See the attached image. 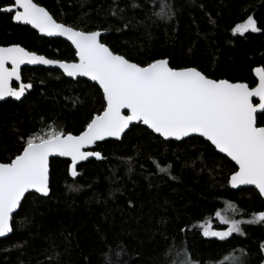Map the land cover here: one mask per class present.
Wrapping results in <instances>:
<instances>
[{"label": "trees", "instance_id": "obj_1", "mask_svg": "<svg viewBox=\"0 0 264 264\" xmlns=\"http://www.w3.org/2000/svg\"><path fill=\"white\" fill-rule=\"evenodd\" d=\"M34 2L57 22L105 31L102 42L133 62L167 58L173 67H197L211 78L252 87V70L264 66V0ZM162 4L170 8L164 17L157 15ZM249 15L262 31L234 35L232 28ZM15 44L49 59H76L68 43L42 38L0 13V46ZM22 77L33 84L30 91L19 102H0V162H10L28 135L48 125L78 135L102 110V92L89 81L40 68L23 69ZM94 150L103 159L80 164L76 177L68 160L50 161V193L26 195L12 234L0 240V264H232L226 257L264 264V223H242L244 235L223 240L202 234L205 221L214 231L228 229L218 211L239 221L264 211L255 189L230 188L236 168L208 142L163 140L139 124L121 141ZM153 161L168 166V174Z\"/></svg>", "mask_w": 264, "mask_h": 264}, {"label": "snow or ice", "instance_id": "obj_2", "mask_svg": "<svg viewBox=\"0 0 264 264\" xmlns=\"http://www.w3.org/2000/svg\"><path fill=\"white\" fill-rule=\"evenodd\" d=\"M0 12L47 36L66 38L77 58L49 59L18 44L0 46V100H20L33 87L23 82L22 65L56 66L68 77L89 78L102 91V110L91 116L78 135L48 125L47 130L28 135L22 151L10 162H0V237L13 231V213L26 194L49 195L50 157L70 158L69 172L76 177L78 162L89 157L103 159L101 152L86 148L107 137L120 139L134 122L164 140L203 137L234 161L236 169L229 178L233 188L254 185L264 196V126H258L264 117V66L252 70L257 78L252 87L246 82L211 78L197 67H173L167 58L144 64L133 62L102 42L99 29L86 31L57 22L34 0H9L0 6ZM169 12L168 5L162 4L157 15L164 17ZM249 31H262L251 15L232 28L234 35L243 36ZM14 81L18 87H13ZM153 162L159 172L168 174V166ZM228 207L236 210L231 202ZM216 216L228 224V229L214 231L205 221L200 225L203 236L223 240L233 233L244 235L242 223H264V211L253 213L246 221L227 219L219 211ZM240 252L243 254V250ZM225 259L240 264L238 257ZM185 264L195 262L189 259Z\"/></svg>", "mask_w": 264, "mask_h": 264}, {"label": "water", "instance_id": "obj_3", "mask_svg": "<svg viewBox=\"0 0 264 264\" xmlns=\"http://www.w3.org/2000/svg\"><path fill=\"white\" fill-rule=\"evenodd\" d=\"M0 13H2V14H8V13H4V12H0ZM50 14V13H49ZM11 15V14H10ZM13 21V20H12ZM13 23L14 24H17V25H21V26H25V27H28V28H30L31 30H33V31H35L36 33H38V35L40 36V37H42V38H50V39H59V40H62V41H64V42H66V43H68L71 47H72V49L74 50V52H75V49L73 48V46L71 45V42L70 41H67L66 40V38H64V37H59V36H47L46 34H43V33H40L38 30H36V29H34V28H32V26L31 25H26V24H22V23H18V22H14L13 21ZM107 33L105 32V31H101V39H102V37H104L105 35H106ZM11 46V45H10ZM77 59V58H76ZM27 68H40V69H45V70H54V71H58V72H60L66 79H68V80H71V81H77V80H86V81H89V82H91V83H93V84H96L94 81H91L89 78H87V77H76V78H71V77H68V76H66L64 73H63V71L61 70V69H59L58 67H56V66H45V65H22L21 66V71L23 70V69H27ZM253 76H254V78H255V80H256V82H257V78L255 77V74H254V72H253ZM13 85H16V87H18V83H16L15 81L13 82ZM97 85V84H96ZM14 87V86H13ZM97 87L99 88V86L97 85ZM30 91V89L28 90V92ZM102 92V91H101ZM27 93V92H26ZM26 93H25V95H26ZM24 97V96H23ZM23 97H21V99L20 100H16L15 98H13V97H6L5 99H3V100H0V102H5V101H8V100H12V101H14V102H19V101H21L22 100V98ZM254 102H258V98H254ZM141 125V126H143L144 128H146V129H148L145 125H143V124H141V123H139V122H134L132 125H130V128L132 127V126H136V125ZM150 132H151V130L150 129H148ZM128 132V130H126L125 131V133L124 134H122V137L120 138V139H116V138H114V137H107L104 141H98L97 143H96V145L97 144H100V143H103V142H106V141H116V142H119V141H121V139L123 138V136L126 134ZM153 133V132H152ZM154 135H156V136H158L157 134H155V133H153ZM159 137V136H158ZM161 139H163L162 137H160ZM189 138H201V139H203L204 141H206L203 137H199L198 135H193V136H191V137H186V138H183L182 140H175L174 138L173 139H169V140H172V141H176V142H180V141H183V140H187V139H189ZM164 140V139H163ZM206 142H208V141H206ZM209 144H210V142H208ZM96 145H93V146H90V147H88V148H86L85 150L86 151H95L94 150V148H95V146ZM211 145V144H210ZM212 146V145H211ZM213 148H214V146H212ZM215 149V148H214ZM216 150V149H215ZM216 152L218 153V154H220V155H222V156H224L225 158H227L234 166H235V163H234V161H231V159L230 158H228V157H226V155L225 154H223V153H219V151L218 150H216ZM50 159V161L51 160H68L69 162H70V164H71V160H70V158H68V157H59V156H52V157H50L49 158ZM89 160H95V161H101L102 159H100V160H97L95 157H89V159L87 160V161H89ZM87 161H80V162H78V165L77 166H79L80 164H83V163H86ZM235 168H236V166H235ZM229 186H230V188L233 190V191H239V190H241V189H245V188H253V189H255L256 191H257V193L259 194V191L255 188V186L254 185H239V186H237L236 188H233L230 184H229ZM31 194H36V193H31ZM26 195H28V194H26ZM37 195H40V194H37ZM41 196V195H40ZM259 196L264 200V196H261L260 194H259ZM24 200V199H23ZM19 208H20V206L18 207V209L13 213V216L18 212V210H19ZM11 223H12V221H11ZM12 234V232H10V233H8L5 237H0V240H3V239H6L7 237H9L10 235Z\"/></svg>", "mask_w": 264, "mask_h": 264}, {"label": "rangeland", "instance_id": "obj_4", "mask_svg": "<svg viewBox=\"0 0 264 264\" xmlns=\"http://www.w3.org/2000/svg\"><path fill=\"white\" fill-rule=\"evenodd\" d=\"M249 32H251V31H249Z\"/></svg>", "mask_w": 264, "mask_h": 264}]
</instances>
